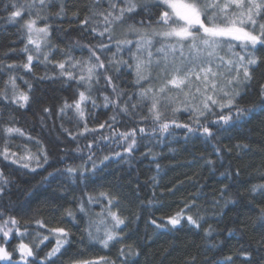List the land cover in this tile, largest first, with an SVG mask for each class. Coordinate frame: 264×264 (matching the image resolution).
<instances>
[{
    "label": "trees",
    "instance_id": "obj_1",
    "mask_svg": "<svg viewBox=\"0 0 264 264\" xmlns=\"http://www.w3.org/2000/svg\"><path fill=\"white\" fill-rule=\"evenodd\" d=\"M8 2L0 0V17L7 16L3 8ZM60 2L64 5V13L48 21L51 24L48 47L58 46L49 57L53 63L41 62V54L39 61L34 58L32 72L21 67L8 69L7 65L26 62L27 53L23 49L27 37L20 24L0 18V88L4 87L9 75L18 77L16 83L21 90L27 91L24 81L32 85L29 106L21 108L7 102L0 103V146L8 139L10 150L18 155L25 154L18 147L22 144L37 155L41 147L48 154L47 163H43L41 158L42 167H36V161H31L35 172L0 156V171L7 177V183L0 180V187L4 188L0 194V210L15 216L20 221L21 231L25 221L36 219H43L48 228L67 229L71 243L65 246L67 251L57 259V264L66 262L81 249L85 257L106 256L115 264H123L124 257L120 256L119 249L124 247L128 251V246L131 250L127 264H188L192 257H196V264H226L228 256H232L233 264H245V257L239 254L241 252L250 253V264H264V246L259 244L264 228L256 221L255 206H264V202L259 199L253 202L248 193L252 184L261 182L260 174L264 173V106H257L248 122L230 134L220 133L218 138L209 140L202 134L193 135L175 125H170L167 132L159 131L146 106L131 114L120 112L111 105L105 107L103 97L108 95L111 98L112 89H106L101 79L100 85L95 86L92 92L96 107L88 103L83 118L70 109L61 113L64 101L71 102L77 97V84L59 76V69L54 64L64 59L59 49L77 42L80 45L96 44L103 38L80 27L79 22L89 14L93 0H57V4ZM58 10V6L52 7L50 12ZM74 13L79 14L78 18ZM43 23L38 21L37 26H43ZM122 31L118 26L115 35L120 37ZM48 47L42 45L43 51H48ZM28 48L35 57L34 46L28 45ZM72 54L80 58L87 56V50L74 47ZM100 55L106 63L113 57L132 63L131 54L127 50L117 52L114 44L110 52L104 51ZM256 55L264 57V52H257ZM119 67V73L114 70L109 73L113 75L114 82L130 95L138 94L134 71L124 65ZM262 73L264 65L254 73L255 78L243 104H249L256 98L259 86L264 84ZM45 74L49 78L39 79ZM137 98L133 96L132 102L135 103ZM44 108L51 109V113H45ZM113 116L116 117L114 122L110 119ZM142 116L149 118L141 119ZM168 118L171 119V114ZM106 122L112 127H99ZM186 122L187 113L177 114V123ZM85 123L89 131L84 130ZM10 126L22 129L41 144L16 134L9 138L3 129ZM141 127L145 132H139ZM133 128L137 130L136 145L129 153L125 149L131 141L121 139L120 134ZM154 128L156 131H153ZM89 144L93 145L91 149L87 147ZM243 145L249 147L244 148ZM215 148L220 150L215 151ZM90 155L92 160L88 159ZM105 156L109 159L100 163ZM207 160L213 163L208 164ZM93 161L97 164L95 170ZM68 168L77 171L68 173ZM237 171L239 175H236ZM43 177L48 179L43 180ZM225 186L228 190L222 197L221 191ZM101 192L118 196L119 214L127 218L123 233L126 238L108 249L93 245L84 237L83 214L77 210L79 202H86L91 195L99 197L101 202L86 206L90 214L100 213L107 203L100 197ZM226 199L235 203L225 204ZM193 201L195 206L190 211L186 210V214L194 218L204 217L199 228L186 221L176 228L167 224L168 217L183 208L185 203ZM65 209L72 210L74 218L64 215ZM112 210L116 211L117 207ZM152 220L166 227L157 228ZM209 227L213 232L211 236H206L205 230ZM35 232L36 225L32 224L24 242L31 243ZM44 234H47L46 230ZM55 240L54 235L49 236V241L45 242L48 247L42 246L41 256L55 245ZM17 243L19 240H13L12 246Z\"/></svg>",
    "mask_w": 264,
    "mask_h": 264
},
{
    "label": "snow or ice",
    "instance_id": "obj_2",
    "mask_svg": "<svg viewBox=\"0 0 264 264\" xmlns=\"http://www.w3.org/2000/svg\"><path fill=\"white\" fill-rule=\"evenodd\" d=\"M57 6L59 10L51 13L50 9ZM3 11L7 16L0 18L20 24L27 37V44L23 49L27 53L26 62L22 65H7L8 69L21 67L27 72H32L33 60L35 58L39 61L41 54V62L53 63L49 57L58 46L48 47L51 40V24L48 21L53 16L60 17L64 13L63 3L57 4V0H9L4 4ZM73 15L77 18L79 16L78 13ZM38 21H44L43 26H37ZM79 23L82 30L103 39L96 44L80 45L77 42L75 45L59 49L64 57L54 62L55 67L59 69V76L77 84V97L71 102L66 99L60 108L61 113L70 109L83 118L88 103L96 107L92 92L95 86L100 85L101 79L106 89H112L111 98L108 95L103 97L105 107L111 105L120 112L131 114L139 107L146 106L159 131L167 132L170 125H175L193 135L202 134L209 140L218 138L220 133L230 134L235 128L248 122L257 106H264V84L259 86L255 99L249 104L242 103L249 94L248 90L255 78L254 73L264 65V57L256 55L257 52H264V0H93L89 14ZM118 26L123 29L120 37L115 35ZM105 40L107 42H104ZM113 44L117 52L127 50L131 54L132 63L123 59L115 60L114 57L108 59L107 63L101 59L100 53L110 52ZM28 45L34 46L37 54L35 57L29 51ZM42 45L48 47V51H43ZM74 47H80L82 51L86 49L87 56L74 57ZM119 65L134 71V84L139 88L138 94L130 95L114 82L113 75L109 73L112 70L119 73ZM17 78L15 75H9L4 82V87L0 88V103L7 102L24 108L30 104L32 85L24 81L27 91L21 90L16 83ZM46 78H49L47 74L39 77ZM154 81L156 83H153ZM81 88L83 90H80ZM133 96L138 97L135 103L132 102ZM43 111L51 113L49 108H44ZM183 113L188 114V122L177 123V114ZM169 114L171 119L168 118ZM148 118L149 116L141 117ZM110 119L114 122L116 117ZM106 126L111 128L112 124L106 122L99 125L100 128ZM84 130L89 131L86 123ZM3 131L9 138L16 134L41 144V141L27 135L20 128L10 126ZM136 131L133 128L120 134L121 139L131 141L125 149L129 153L136 145ZM139 132L143 133L145 129L141 127ZM68 134L72 135L70 132ZM18 147L23 149L24 155L12 152L9 140L5 139L0 146V156L13 164L30 168L32 172H35L36 168L31 167V161H36V167H42L41 158L43 163L48 162V154L42 147L38 149L39 155L28 150L26 144ZM87 147L91 149L93 145L89 144ZM88 159L92 160V156ZM108 159L109 157L105 156L100 163ZM206 162L213 163L211 160ZM92 167L93 170L96 169L95 161L92 162ZM66 171L73 173L77 170L68 168ZM48 175L52 176V173ZM236 175H239L238 171ZM260 178L261 182L248 188L253 202L257 199L264 202V173L260 174ZM42 179L47 180L48 177ZM0 180L7 183V177L2 171ZM227 190L225 186L221 191L222 197ZM3 192L4 188L0 187V194ZM100 197L107 201L100 213L90 214L86 205L101 202L99 197L91 195L86 202H79L77 210L83 214L81 219L85 222L84 237L91 244L108 249L122 243L126 238L123 233L127 227V218H122L119 214L118 196L101 192ZM229 202L235 203L230 199L225 200V204ZM114 206L117 207L116 211L112 210ZM194 206V201L185 203L183 208L167 218V224L176 228L182 221H186L199 228L204 217L194 218L186 214V210L190 211ZM255 206L256 221L264 228V206ZM64 215L74 218L73 211L69 209H65ZM152 223L157 228L166 227L156 220H152ZM32 224L36 225L35 238L31 243H25ZM45 230L47 234H44ZM212 232L213 229L209 227L205 230V235L211 236ZM51 235L56 237L55 245L41 256L43 248L48 247L45 242L49 241ZM84 237L81 238V243ZM13 240H19V243L12 246ZM70 243L71 235L64 227L48 228L43 219H36L25 221L24 230L21 231L20 221L0 210V264H57V259L67 251L65 246ZM259 244L264 246V236ZM130 250L131 246H128V251L124 247L119 249L120 256L124 257L123 264H127ZM239 254L245 257V264H250V253ZM225 262L233 264L232 256L226 257ZM62 264H115V261L106 256L85 257L84 250L81 249ZM188 264H196V257H192Z\"/></svg>",
    "mask_w": 264,
    "mask_h": 264
}]
</instances>
